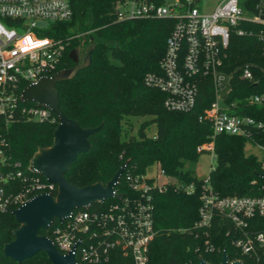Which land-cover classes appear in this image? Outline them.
<instances>
[{
    "label": "trees",
    "instance_id": "16d2710c",
    "mask_svg": "<svg viewBox=\"0 0 264 264\" xmlns=\"http://www.w3.org/2000/svg\"><path fill=\"white\" fill-rule=\"evenodd\" d=\"M116 0H71L72 16L54 25L51 34L61 38L65 50L59 69L75 64L68 53L76 48L80 58L91 49V61L80 67L75 75L56 84L59 108L67 117L76 119L82 127L101 124L89 136L91 147L80 153L65 172L67 181L78 186L102 182L105 184L127 160L116 189L129 191L125 175L145 173L157 165L164 174L174 177L180 186L169 185L164 191L152 192L155 237L149 243L147 264H198L199 259L218 264L222 249L228 258H238L241 264H253L254 259L240 252L232 243V224L215 215L212 225L204 232L192 227L198 218L202 178L184 165L197 159L201 145L212 142L215 163L209 170V185L220 196L264 195V173L261 159L245 152L248 142L264 144V135L252 132L249 137L220 133L213 135L210 122L202 118L203 111L213 99L210 81H200L194 107L175 111L164 107L165 93L145 85L144 76L159 70V60L165 51V40L172 27L171 19H119L114 8ZM246 0V8L256 12V0ZM264 16V14H262ZM240 31V33L238 32ZM264 24L239 21L229 32L223 48L220 68L231 73L226 101L244 114L264 120V41L259 34ZM249 66L252 79L240 76L243 66ZM79 66V65H77ZM262 97L252 103L249 97ZM31 104V102H25ZM144 117L137 135L128 134L126 126L132 118ZM57 124L55 114L43 121L25 119L15 114L7 125L0 119V182L1 200L7 206L0 209V264H51L43 251L21 262L5 258L4 243L12 240L11 230L18 224L11 215L16 208L9 199L27 190L29 176L37 175L28 169V161L39 146L52 143V131ZM154 124L156 132L146 129ZM21 171L20 176L15 172ZM193 182L194 190L184 187ZM34 192L27 194L30 197ZM105 200L104 204L114 201ZM93 207H100L93 203ZM249 228H264V218H253ZM39 233L49 235V228ZM212 246L206 250L204 240ZM256 264H264L261 257ZM103 264H132L130 258L112 252Z\"/></svg>",
    "mask_w": 264,
    "mask_h": 264
},
{
    "label": "built area",
    "instance_id": "2783aa9c",
    "mask_svg": "<svg viewBox=\"0 0 264 264\" xmlns=\"http://www.w3.org/2000/svg\"><path fill=\"white\" fill-rule=\"evenodd\" d=\"M199 3L200 0H116L114 8L119 19L173 21L159 60V70L146 73L143 79L145 85L165 93V108L180 112L191 110L200 81L206 78L214 97L204 109L202 118L210 122L213 135L226 133L249 137L252 132L264 135V120L238 112L233 102L225 100L231 73L220 68L223 48L232 27L241 20L264 24V0L254 2L252 6L256 12L246 8V0H218L208 12L200 11ZM71 16V0H0V26L3 28L0 31V119L5 125L15 114L33 121H43L54 114L46 106L34 102L25 104L30 101H22L20 93L28 84L59 70L66 42L51 32L54 25L68 21ZM259 38L264 41V32ZM240 76L252 79L250 67L243 66ZM224 90L226 95H220ZM261 100L258 95L249 97L252 103ZM256 145L264 150V144ZM198 150L210 152L215 159L212 142L201 145ZM261 162L264 166V159ZM161 173L166 178L162 182L146 172L127 173L125 180L129 191L126 194L119 193L116 184L114 188L119 198L108 197L115 200L104 204L108 199L105 198L104 202H97L100 207L91 204L87 208L74 209L61 221L55 219L48 226L47 236L60 253H72L76 264H103L112 252L130 258L132 264H147L149 243L156 233L152 192L164 191L171 184L180 186L176 178L162 170ZM15 175L20 176L21 171H16ZM26 180L27 190L9 199L17 206L37 193H56V185L45 178L32 175ZM184 189L192 193L194 183L187 184ZM30 192L34 194L27 197ZM1 199L0 196V209L4 210L7 199ZM199 199L197 220L192 227L181 231L197 228L207 235L217 214L232 224V243L241 253L251 256L255 260L253 264L264 257V228L252 230L248 226L251 219L264 218V195L220 196L212 191L208 174L202 178ZM204 247L212 249L207 239Z\"/></svg>",
    "mask_w": 264,
    "mask_h": 264
},
{
    "label": "water",
    "instance_id": "95a60500",
    "mask_svg": "<svg viewBox=\"0 0 264 264\" xmlns=\"http://www.w3.org/2000/svg\"><path fill=\"white\" fill-rule=\"evenodd\" d=\"M92 49H89L81 59L78 50L71 49L68 56L75 64L73 67L59 69L50 76H42L21 90L22 101L46 106L57 117V124L52 131V143L37 147L28 161V169L55 184L56 193L55 195L37 193L11 210V215L18 225L11 230L12 240L2 246L5 258L21 262L36 252L43 251L51 264H76L72 253H60L47 235L39 233L40 230L48 228L55 219L61 221L67 218L74 209L87 208L96 202L102 203L108 197H120L114 187L127 160L121 163L105 184L98 181L78 186L67 181L64 175L76 156L90 149L89 136L96 134L101 124L82 127L76 119L67 117L59 108L60 98L56 84L72 78L80 67L88 66ZM258 175L264 177V173ZM2 179L3 174L0 173V182ZM1 194L0 188V196ZM198 264L212 263L199 259ZM218 264H241V260L238 258L230 260L226 250L222 249Z\"/></svg>",
    "mask_w": 264,
    "mask_h": 264
},
{
    "label": "rangeland",
    "instance_id": "374dc122",
    "mask_svg": "<svg viewBox=\"0 0 264 264\" xmlns=\"http://www.w3.org/2000/svg\"><path fill=\"white\" fill-rule=\"evenodd\" d=\"M218 2V0H200L199 8L200 11L208 12L210 11ZM220 95L225 96L226 91H222ZM221 106H224L223 102H220ZM145 119L144 117L139 118H132V124H128L126 126L128 134L137 135V129L139 124ZM147 134L154 135L156 132V127L154 124H150L149 127L146 129ZM246 153H252L257 156L259 159H264V150L258 147L256 144L248 142L245 146ZM215 163V159L210 155V152L202 151L198 154L196 160L192 162H188L184 165L185 168H190L196 176L199 178H203L208 175L209 169ZM148 175L152 176L159 182H162L166 178L162 176L161 170L157 165H153L148 168L147 172Z\"/></svg>",
    "mask_w": 264,
    "mask_h": 264
},
{
    "label": "clouds",
    "instance_id": "9594fccd",
    "mask_svg": "<svg viewBox=\"0 0 264 264\" xmlns=\"http://www.w3.org/2000/svg\"><path fill=\"white\" fill-rule=\"evenodd\" d=\"M0 31H3V28H2V26H0Z\"/></svg>",
    "mask_w": 264,
    "mask_h": 264
},
{
    "label": "flooded vegetation",
    "instance_id": "af4514ba",
    "mask_svg": "<svg viewBox=\"0 0 264 264\" xmlns=\"http://www.w3.org/2000/svg\"><path fill=\"white\" fill-rule=\"evenodd\" d=\"M80 57V56H79ZM81 59V58H80ZM43 234V233H42ZM46 235V234H45Z\"/></svg>",
    "mask_w": 264,
    "mask_h": 264
}]
</instances>
